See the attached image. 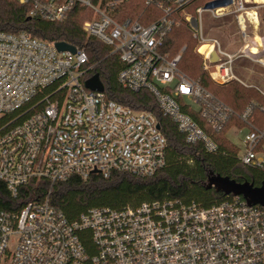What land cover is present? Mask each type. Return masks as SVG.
Segmentation results:
<instances>
[{
  "label": "built area",
  "instance_id": "1",
  "mask_svg": "<svg viewBox=\"0 0 264 264\" xmlns=\"http://www.w3.org/2000/svg\"><path fill=\"white\" fill-rule=\"evenodd\" d=\"M129 1L19 0L31 17L58 22L78 3L89 8L83 29L119 55L118 80L124 88L149 90L186 141L203 142L209 151H216V143L183 106L196 107L215 132L237 117L244 125L230 129L244 133L238 156L264 173V127L252 120L257 104L237 112L179 67L186 45L175 56L163 50L185 13L203 69L219 84L239 80L233 63L243 50L229 52L208 37L203 13L233 14L246 39L247 28L260 24L258 8L264 2L207 0L195 13H186L194 0H142L159 11L143 23L118 18ZM55 43L26 31H0V179L12 195L33 178L88 180L93 173L109 177L114 171L149 176L163 167L167 140L156 116L87 88L98 62L90 60L86 46L60 51ZM204 44H212L207 54L199 50ZM25 105V111L2 121ZM82 229L90 230L92 254L80 238ZM11 236H16L13 250ZM5 256L8 264H264V205L235 194L211 206L164 199L123 209L93 207L70 221L47 197L29 201L18 213L0 210V264Z\"/></svg>",
  "mask_w": 264,
  "mask_h": 264
},
{
  "label": "trees",
  "instance_id": "2",
  "mask_svg": "<svg viewBox=\"0 0 264 264\" xmlns=\"http://www.w3.org/2000/svg\"><path fill=\"white\" fill-rule=\"evenodd\" d=\"M206 1L194 0L191 5L194 12L196 7ZM134 2L136 0L122 5V19L130 17L149 23L159 15L157 9L147 7L142 0L133 6ZM91 14L89 8L78 3L66 20L50 21L31 17L28 7L19 0H0V31H26L33 37L49 42L65 41L74 46H86L90 60L98 62L93 73L100 75L106 97L136 110L150 111L156 116L167 140L166 163L149 176L114 171L109 177L93 173L88 180L76 175L54 182L33 178L20 187L16 196L0 179V210L18 213L29 201L48 197L51 204L59 208L70 221H76L93 207L123 209L154 200L179 199L186 203L195 201L202 206H211L230 195L216 187H208L209 178L215 175L228 176L240 182H253L258 186L264 183V173L244 164L238 156L239 147L227 137L233 124L244 125L240 119L234 117L222 131L215 132L200 117L196 107L189 104L183 106V110L192 115L216 143V151H209L203 142L193 144L186 141L185 135L172 118L162 112L157 98L149 90L132 91L124 88L118 80L122 68L119 55L110 54L111 49L107 44L98 38L88 37L83 29L84 21ZM216 26L221 27L222 23ZM184 45L186 49L182 53L179 67L237 112L256 103L252 120L255 125L264 127V93L257 86L247 85L237 79L219 84L207 70L191 61L188 54L198 42L187 36V23L183 20L167 36L163 50L175 56ZM28 107L25 105L9 113L2 121L14 118ZM29 114L21 116L16 122L22 121ZM79 235L88 252L94 253L96 248L90 230H79Z\"/></svg>",
  "mask_w": 264,
  "mask_h": 264
},
{
  "label": "rangeland",
  "instance_id": "3",
  "mask_svg": "<svg viewBox=\"0 0 264 264\" xmlns=\"http://www.w3.org/2000/svg\"><path fill=\"white\" fill-rule=\"evenodd\" d=\"M140 1L136 0V2L133 3V6ZM191 5L186 8V13H195L194 8H192ZM258 11L260 15V24L257 28H247L249 35L246 39L239 33V28L233 14L228 13L218 17L214 16L211 10H206L203 13V21L206 35L208 37L217 38L224 49L232 53L241 49L243 50V55L234 60V72L237 78L243 83L257 86L264 93V45H260L255 38L256 35H259L264 42V4L259 6ZM184 15L185 13L180 15L182 21H186ZM121 16L119 12L118 18H122ZM221 23V27L216 26V24ZM187 36L194 39L190 34L188 26ZM253 46L259 48L260 52L258 54L254 51ZM188 57L195 64L201 66L202 57L197 53L196 47L190 50ZM243 134V132H240V130L236 128H231L227 132V137L239 147V151L242 147L241 138ZM15 244L16 236H11L9 241L10 250L14 249ZM2 264H8L7 256L2 260Z\"/></svg>",
  "mask_w": 264,
  "mask_h": 264
},
{
  "label": "water",
  "instance_id": "4",
  "mask_svg": "<svg viewBox=\"0 0 264 264\" xmlns=\"http://www.w3.org/2000/svg\"><path fill=\"white\" fill-rule=\"evenodd\" d=\"M56 47L60 50L75 51V46L65 42L59 41L55 43ZM214 51L212 57H216ZM87 88L92 90L104 91L105 86L98 73H94L85 81ZM208 187H216L218 190L224 191L226 194L242 195L250 204L264 205V183L260 186L255 185L253 182L244 181L240 182L228 176L215 175L209 178Z\"/></svg>",
  "mask_w": 264,
  "mask_h": 264
},
{
  "label": "bare ground",
  "instance_id": "5",
  "mask_svg": "<svg viewBox=\"0 0 264 264\" xmlns=\"http://www.w3.org/2000/svg\"><path fill=\"white\" fill-rule=\"evenodd\" d=\"M262 2H264V0H262ZM255 38L257 39V41H258V43H259L260 45H264V42H263L262 38H260L259 35H256ZM255 45H256V44H255ZM253 48H254V51H255L257 54L260 52V50H259L258 47L253 46ZM262 48H263V46H262ZM211 49H212V44H204V45H202V46L200 47L199 50L207 54ZM261 51H262V50H261Z\"/></svg>",
  "mask_w": 264,
  "mask_h": 264
}]
</instances>
